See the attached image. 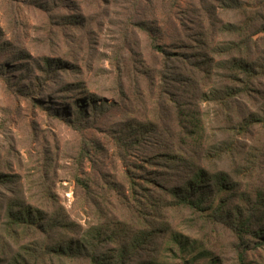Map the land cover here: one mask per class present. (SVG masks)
Masks as SVG:
<instances>
[{"label":"rangeland","instance_id":"rangeland-1","mask_svg":"<svg viewBox=\"0 0 264 264\" xmlns=\"http://www.w3.org/2000/svg\"><path fill=\"white\" fill-rule=\"evenodd\" d=\"M199 166L233 183L200 212L170 193ZM0 174V264L34 239L4 230L11 198L57 212L63 242L124 223L98 242L113 261L144 231L142 261L264 264V0H0Z\"/></svg>","mask_w":264,"mask_h":264},{"label":"trees","instance_id":"trees-1","mask_svg":"<svg viewBox=\"0 0 264 264\" xmlns=\"http://www.w3.org/2000/svg\"><path fill=\"white\" fill-rule=\"evenodd\" d=\"M142 30L148 31L144 25H140ZM151 47L159 52H165L164 49L157 43L155 39L150 37ZM228 44V43H227ZM224 49H230V45L223 47ZM50 59H47L49 64ZM245 59H231L227 62L226 68H230L232 71H239L243 73L247 78L251 76L254 69L251 67ZM40 82H38L39 84ZM40 85H38L39 87ZM245 86V87H244ZM243 90H246V85H243ZM230 90H225L224 96L229 95L230 98L234 95V92ZM27 95V94H26ZM31 99H34L32 96ZM40 101V100H39ZM197 128V126H196ZM4 177L0 174V179ZM214 178V185L218 192L226 193L231 189L233 183L229 181V178L224 173H215L209 175V173L203 167H196L194 170L190 171L189 177L179 185L170 188V193L173 198H175L178 205L183 207H188L194 211L200 212L204 208V204L209 201V194H207L205 188L211 186V179ZM79 181V180H78ZM222 199V196L220 200ZM10 203L5 208V220H4V230L8 235L14 234L19 237L21 234L24 236H31L34 238L29 244L22 245L21 249L24 250V254L17 253L15 257H8L9 263L7 264H47L48 260H52V257L57 259H71L74 254H81V249L83 248V254L89 260L90 264H155L154 261H142L136 257V255L131 256L127 253L128 248H143L147 243L146 232H142V239L134 238V240L126 241L121 243L122 249L118 253V256L113 257L110 253L102 251L98 247V242L101 240L105 241H116L119 240V234L122 232L124 223L119 221L111 220L106 226L99 225L93 228L92 231H88L89 237L85 240V245L81 244L78 239H70L67 242H63V239L55 238L54 231L57 228L64 229L66 231L65 222L60 219L59 214L55 211L47 213L46 211L33 208L31 205L21 204L15 199H10ZM259 210L260 213L264 212V192H257L256 202L254 204L253 210ZM252 210V211H253ZM233 215L232 217H230ZM226 218H232V222L235 224L234 230L239 236L243 234H248L252 232L250 230L252 213H245L241 216V213L237 210L232 213L227 212ZM111 223H114L111 225ZM110 231V232H109ZM259 243L264 245V235L260 233ZM150 234H148L149 236ZM41 237V240H40ZM105 237V238H104ZM20 238V237H19ZM152 240V237H151ZM144 244V245H142ZM83 247H82V246ZM138 250H135L137 252ZM135 259H138L135 260Z\"/></svg>","mask_w":264,"mask_h":264}]
</instances>
